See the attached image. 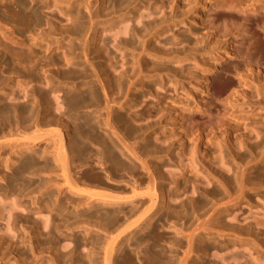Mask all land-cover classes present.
I'll return each instance as SVG.
<instances>
[{
    "label": "bare ground",
    "instance_id": "obj_1",
    "mask_svg": "<svg viewBox=\"0 0 264 264\" xmlns=\"http://www.w3.org/2000/svg\"><path fill=\"white\" fill-rule=\"evenodd\" d=\"M50 6L69 22L45 17ZM190 10L205 30L195 46H150ZM96 41L107 57L90 58ZM109 45L130 57L116 76ZM190 59L196 85L187 91L171 62ZM146 95L152 101L139 109ZM256 108L264 110V0H0V161L10 169L0 173V194L15 196L0 199V264L9 255L11 264H41L44 254V264H264V212L225 220L242 199L251 204L248 191L264 188ZM152 112L161 114L152 121ZM166 116L176 129L162 124ZM26 241L29 253L18 250Z\"/></svg>",
    "mask_w": 264,
    "mask_h": 264
},
{
    "label": "rangeland",
    "instance_id": "obj_2",
    "mask_svg": "<svg viewBox=\"0 0 264 264\" xmlns=\"http://www.w3.org/2000/svg\"><path fill=\"white\" fill-rule=\"evenodd\" d=\"M93 1H95V0H93ZM144 1H145V3L148 2V0H144ZM95 5L96 4H94L93 8L95 7ZM51 8L52 7L50 6V8L46 10V12H43V14H44L45 17L49 15V11H52V12H54V13L57 14V18H58V20H60L61 24H67V22H69V21H67V18H65L64 16H62L58 12V8H55V9H51ZM80 8H81V11L83 13L86 12L85 7L80 6ZM144 9L145 8L142 6V4H140V5H138V7L136 9L133 10V13H136V15L139 14V13H144ZM167 10H168V8H167ZM123 18H124V22H122V24H126L128 22L126 20L128 18V15H126ZM114 20H115V22H117L118 21V18L117 19H114ZM174 33L175 34H178L180 37L186 38L188 40L183 41V42H181L179 44H176L175 46L174 45H171V44H166L165 41H164L165 38L171 36V34H174ZM203 33H205V30L203 29V26L200 25V23L198 21V17L195 15V13L193 11L190 10V11H188L186 13V19H184L182 21H179L175 26H171L170 28L169 27L168 28H165V30L163 32L160 31L157 36L151 38V40H150V46L153 45V46L157 47L158 49H160L161 51L167 50L170 47H172V48H174V47L175 48L176 47L177 48H182V47L189 48V47L195 46L194 43H193L195 37H200ZM67 40H68V38L65 37V40L63 41V43H66ZM100 45H101V41H96L95 43H92V42L90 43V46H89L90 47L89 48L90 49L89 50L90 51V55H89L90 58L92 57V59H93V55H95V53H98V55L103 54V55H105L104 57H107L106 56L107 55L106 52H102L101 49H97ZM112 46L113 45H111V47H110V45H109V47L107 46V49L109 48L107 51H110L111 50V52L113 54H115V56H116V59H117V63L116 64L117 65H115L116 66L115 67V70H111L110 69L111 76L112 75L113 76H116L118 74L119 70H121V69H123L125 67V64L124 63L126 61V58H127V60H129L130 57H129V55L125 56L124 53L122 52V49L121 50H117L114 46L113 47ZM54 50H55V48H54ZM57 52H59V54H62V52H63L62 51V48H60V50H58ZM201 59L202 60L203 59H207V52L199 51V54L197 56V60H199V63H201ZM193 61H194L193 59H190V60L182 61L181 63H179L177 60L171 62V67L176 71L177 75H181V77L184 78V81H185L184 84H185V87L187 88V91H189V89L191 88V86L196 85L195 79L192 78V77H190L189 74H186V70H185V68L187 66H191L193 64ZM41 72H42L41 75H45L46 76V74H43L44 71H41ZM45 76H42V79L43 80H41V81L43 83L40 82L41 83L40 84L39 82H37L38 85L39 84L42 85L46 90L49 91L48 93H49V97L51 99H53V97H57V99L59 101L62 98L61 97V92L57 91L58 89H56L55 92H50V89L48 88V85H46V83H45L46 81L44 80L45 79ZM111 78H110V80H111ZM188 80H190V83H188ZM37 83H31L29 85L30 86L32 84H35L36 85ZM93 83L95 85L97 84L98 88L100 87V85H99V83L97 81H94L93 80ZM55 85H58V84H55ZM153 85H154V88H156L157 90H159V91H164V90L170 91L174 96H176L177 93H178V95H181L180 93L183 91L182 88L181 87H178V86H176V89H175L174 88V86H175L174 85V82H165L164 86H161L158 82H155V83H153ZM15 89H16V87H14L13 91ZM143 90H144V88L141 87V85H135V86L131 87V91L132 92H135L137 94H139ZM19 91L21 93V94L19 93L21 96L18 95V97L20 96L19 97L20 100H24L23 99V93H22L23 91H22V89L19 90ZM143 100L147 101L148 103L152 101L151 100V97L148 96V95H146L145 97H139V100L137 102L139 109L141 107H143L144 104H145L143 102ZM241 101L242 102H240V101L239 102L243 104L244 103V100H241ZM243 106H245L247 109L243 107V109H246V110L245 111L242 110V113L245 114V115L247 114L246 117L248 115L250 116L249 107H247L246 104H244ZM255 111H257V112H259L261 114H264V110H260V108H256ZM244 112H246V113H244ZM160 114H161V112H158V113L152 112L151 120L153 121V120L157 119V117ZM171 122H172V120H169L168 119V116H166L164 119H162V124H164L166 127H170V128H175L176 129V127L174 125H170ZM131 125H133L135 127H138L140 124H139V122H132ZM258 125H260V124H258ZM117 128L122 130L123 127L118 126ZM159 129L160 128L157 127L151 133V139L153 141H154V137L157 135V132L159 131ZM256 139L257 138H256L255 134H253L250 141H253V140H256ZM178 143L179 142L177 140H174V142H173V148H172V151H171V156L172 157H175V158L177 157V152L179 151V149H178L179 148L178 147ZM188 145H189V143L187 142V146ZM4 164H5V158H2V160L0 161V173L2 172V174L8 175L10 169L5 168ZM97 168H98V170H101V168H99V167H97ZM166 169H167L166 166L161 165V171H163L164 174H167L166 173ZM261 170H262V173L261 174H264V165L261 167ZM122 177H123V179H128L129 178L128 174H126V173ZM204 180L205 179H203L202 183L205 184V181L206 180L205 181ZM3 183L4 182L0 179V186H4L5 183L4 184ZM188 185L191 186V183H189ZM189 190H190V188H189ZM190 193L191 192L189 191V194ZM248 196L250 198V203L251 204H248L245 199H242L238 204H236L234 207L231 208V211H230V213L228 215H225V220L228 217L229 218H232L233 216L236 215L237 218H238L237 222L239 221L238 222L239 224H243L245 221H248V220L251 221V222H253V219H252V216L251 215H253V214H260V213L264 212V188H259L257 190L248 191ZM33 197H34V195H29V196L25 197L24 198V203L26 204V203L30 202L33 199ZM184 197H185V194H182V195H180L178 197V199H181V198H184ZM0 199H3L6 202L10 203V202H12L15 199V196L10 195L7 198H4L3 195L0 194ZM44 212H46V211H44ZM242 213H243L244 216H247L249 214L247 216L246 220H243V217L241 216ZM250 216H251V219L249 218ZM234 220L236 221V219H234ZM3 223L4 222L0 223L1 224V227H3L2 226V225H4ZM18 225L19 226H16V228L13 229V231L15 232L14 240L17 238L18 230H20V224H18ZM260 232L263 234V239H264V229H261ZM76 234H77V236H82L83 233H82V231H78ZM65 240L62 239V241H65V242L69 241L70 242L69 239H65ZM5 246H6L5 243L3 245H1V248H0L1 252L4 251V247ZM18 248H19L18 249L19 251L20 250H23V251H26L27 253H29V250H28L29 249V246H28V242L27 241L23 245L19 246ZM245 248H247V245L243 246L241 249H243V251L245 250V252L247 254H249L250 252H248V250L245 249ZM8 249H9V247H8ZM14 252L15 251H13V253ZM251 253H253V248L251 249ZM259 254L262 257L264 256V246L261 248V250H259ZM254 255H256V254H254ZM208 256H210V255H208ZM9 257H10V260H9V262L7 264H11V261H12L11 255H9ZM47 259H48L47 254H44L43 255V258L40 260L41 261V264H44L45 263L44 261L47 260Z\"/></svg>",
    "mask_w": 264,
    "mask_h": 264
}]
</instances>
